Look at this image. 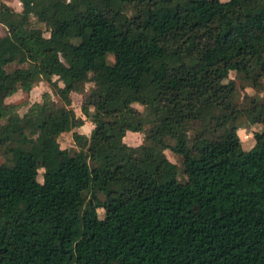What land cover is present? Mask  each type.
Returning <instances> with one entry per match:
<instances>
[{"label": "trees", "instance_id": "obj_1", "mask_svg": "<svg viewBox=\"0 0 264 264\" xmlns=\"http://www.w3.org/2000/svg\"><path fill=\"white\" fill-rule=\"evenodd\" d=\"M18 1H0V264H264V95L243 148L225 80L264 75V0ZM40 79L59 104L4 102ZM71 91L92 127L57 159Z\"/></svg>", "mask_w": 264, "mask_h": 264}, {"label": "rangeland", "instance_id": "obj_2", "mask_svg": "<svg viewBox=\"0 0 264 264\" xmlns=\"http://www.w3.org/2000/svg\"><path fill=\"white\" fill-rule=\"evenodd\" d=\"M10 6L13 10H20V2L18 0H0ZM33 26L39 27L43 30L44 34H47V27L44 23L33 21ZM5 32L4 27L0 24V34H3ZM106 61L108 63H111L113 61V54L107 53ZM13 65L9 66L8 68H11ZM226 79L233 80L234 86H235V94H234V100L237 103L238 107L242 109L243 112L239 114V116L236 118L237 123V134L238 138L241 142V146L243 148H247L251 144V132L257 131L261 128V125L258 123H251L249 121V118L246 116L244 112V108L247 107L249 104L250 97H256L260 98L264 95V75H262L259 80L257 81L256 85H252L250 82L245 81L243 79H240L235 75L234 71H229L227 74ZM92 83L90 81H87L84 83L83 92H86L90 87ZM47 92L49 94L50 99L55 102L56 104H59L58 96L53 92L52 87L48 84V82L44 79L38 80L35 84L31 86L30 89L24 90L21 88H18L15 92L12 94L4 97V102L7 103H13L16 105V109L18 113L21 115L27 110V107L36 101H41L42 93ZM83 92H76L71 91L69 93V106L74 111L75 115L80 117L82 119V123L71 130L64 131L60 133L57 137L58 143H59V149L56 152L55 157L57 159H60L61 156V150L63 148H70V149H76L77 146L74 144V141L72 139V131H77L78 133H82L86 136H88L89 131L92 127V123L84 117V115L81 113L79 104L81 101L82 93ZM133 106L138 109L142 110L141 105H138L136 103L133 104ZM122 140L126 144L130 145H136L144 141V136L142 132L139 131H131L127 130L124 132V135L122 136ZM165 155L167 158L173 162L176 163V165L180 168V159L177 155L170 152L168 149L164 150ZM2 156L0 154V161L2 160ZM41 168H37L35 170L36 177L38 180L41 179ZM180 179H182V176H179ZM264 182V177L262 178ZM207 212V205L203 201L194 202L193 204V213L195 217H200L203 214ZM97 213L99 216L102 215L101 208H97ZM138 240H129L125 238L118 239L115 243L116 247L118 249H125L129 244L137 243Z\"/></svg>", "mask_w": 264, "mask_h": 264}]
</instances>
